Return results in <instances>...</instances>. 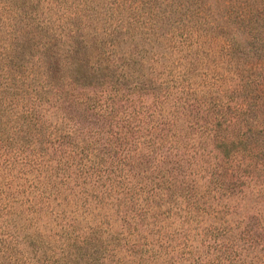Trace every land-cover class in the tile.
Segmentation results:
<instances>
[{"label": "rangeland", "instance_id": "374dc122", "mask_svg": "<svg viewBox=\"0 0 264 264\" xmlns=\"http://www.w3.org/2000/svg\"><path fill=\"white\" fill-rule=\"evenodd\" d=\"M251 1L264 8V0ZM225 3L237 8L235 0L202 1L217 28L207 30L208 50L195 63L163 75L161 65L168 69L174 61L165 52L167 59L145 69L152 88L103 95L91 116L73 117L79 126L71 130L50 120L61 128L58 140L43 145L52 139L47 133L24 153L0 157V240L17 239L10 246L22 262L45 264L61 257L65 243L71 252L84 240L99 252L89 257L82 250L69 264L87 258L93 264H264V173L249 152L256 136L238 140L243 128L228 129V116L244 100L233 72L251 61V41L229 30L239 19L232 14L228 22ZM176 4L186 11L189 3ZM177 16L182 25L184 16ZM241 29L249 35L248 27ZM233 34L245 54L228 63L222 47ZM147 43L146 58L167 44L155 35ZM130 49L119 56L128 60ZM257 73L261 81L264 68Z\"/></svg>", "mask_w": 264, "mask_h": 264}, {"label": "trees", "instance_id": "16d2710c", "mask_svg": "<svg viewBox=\"0 0 264 264\" xmlns=\"http://www.w3.org/2000/svg\"><path fill=\"white\" fill-rule=\"evenodd\" d=\"M186 1L189 4L182 11L177 0L152 3L148 0H0V157L9 160L19 151L24 153L36 143L45 142L47 133L52 139L43 145L58 140L61 128L50 120L61 119L71 130L79 126L77 121V125L72 123L73 117L91 116L103 95L113 99L120 92L141 90L147 84L152 88L154 79L145 69L167 59L166 53L173 55L174 61L168 69L161 65L163 75L179 65L195 63L198 53L206 49L207 30L217 26L209 17L211 9L201 4L203 0ZM235 3L237 8L224 4L228 5V22L232 14L239 19L232 21L235 26L229 30L251 41L246 53L251 61L247 60L239 70L241 74L233 72L238 77L234 89L244 95V103L228 116V129L243 128L244 133L236 134L238 140L256 136L249 152L257 160L255 167L260 162L258 170L264 173V75L261 81L257 77V68H264V8H254L251 3L255 2L251 0H235ZM146 6H150L146 10L151 12L144 16L145 10H141ZM178 14L184 16L182 25L176 24ZM196 20L199 23L189 24ZM205 24L208 29L203 28ZM169 27L172 31L165 33ZM242 27H248V36ZM162 29L164 33L156 34ZM154 35L158 39L162 37L167 44L161 52L146 58L141 50ZM233 35L234 39L228 38L222 47L223 61L228 63L234 55L245 54L244 47L235 42L238 40ZM126 48H131L128 60L119 56V50ZM252 113L256 115H248ZM251 133L254 135L249 137ZM67 135L71 138L70 131ZM229 140L231 143L234 140L231 134H228ZM71 144L76 146V143L70 142L72 150ZM0 208L1 220V204ZM13 232L18 238V233ZM9 237L14 236L7 235L5 239ZM12 240L8 243L0 240L3 262L34 264L27 259L22 262L23 259L12 253L14 246L10 243H19L15 238ZM83 243H75L71 252H67L65 243L61 257L53 255L45 264H69L77 260L76 255L81 257L82 250L89 257L99 252L89 248L91 242L83 240ZM89 260L92 259L87 258L82 264H93Z\"/></svg>", "mask_w": 264, "mask_h": 264}]
</instances>
